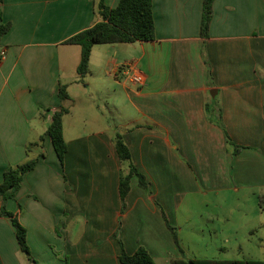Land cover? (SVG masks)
<instances>
[{
    "label": "crops",
    "instance_id": "obj_1",
    "mask_svg": "<svg viewBox=\"0 0 264 264\" xmlns=\"http://www.w3.org/2000/svg\"><path fill=\"white\" fill-rule=\"evenodd\" d=\"M98 2H0L11 25L0 40V185L30 148L39 160L6 206L39 264H121L122 249L140 246L171 262L178 245L164 215L174 229L180 216L191 227L185 211L196 196L264 192V0H215L207 40L203 0H153L155 40L95 45L81 78V47L65 41L101 20ZM125 64L146 76L144 87ZM60 85L71 98L63 165L45 135ZM118 132L150 188L133 176L124 209L129 163L117 154ZM226 135L242 147L235 156ZM0 264H33L9 217H0Z\"/></svg>",
    "mask_w": 264,
    "mask_h": 264
},
{
    "label": "trees",
    "instance_id": "obj_2",
    "mask_svg": "<svg viewBox=\"0 0 264 264\" xmlns=\"http://www.w3.org/2000/svg\"><path fill=\"white\" fill-rule=\"evenodd\" d=\"M2 2V0H0ZM215 0H203L201 37L204 40L209 38L210 25L213 19ZM97 12L101 20L93 27L86 29L65 41L68 45L81 47V60L77 68L78 75L83 78L90 73V59L92 49L95 45L105 44H132L135 42H149L155 40V21L153 14V0H120L115 8L106 5L105 0H99ZM11 25L3 23L0 13V40L9 31ZM62 102L61 108L51 113V123L45 133L49 137L60 163L63 165L67 154V143L64 138L63 118L68 114L67 103L71 100L67 87L60 85L58 91ZM50 110H45L49 113ZM42 114V110H41ZM44 140L41 137L40 142ZM226 143L232 148L233 156L237 155L242 147L236 145L228 135ZM115 147L122 162L129 163V171L120 178V196L122 208H125V199L130 190V180L137 176L139 185L149 192V184L145 177L134 167L131 162V153L124 142L122 135L118 132L115 137ZM28 160L20 165L9 167L4 172L3 183L0 185V217H9L16 231V238L21 252L24 253L33 264H39L31 256V251L27 243V230L20 223L18 215L8 211L7 201L14 199L19 189L24 175L34 170L39 158L31 154L27 149ZM42 156H45L44 154ZM167 228L172 232L175 241L177 234L175 229L169 224L164 215ZM121 264H157L146 248L140 246L137 251L129 255L124 249L119 257ZM172 264H264V261H213V260H181L172 259Z\"/></svg>",
    "mask_w": 264,
    "mask_h": 264
},
{
    "label": "rangeland",
    "instance_id": "obj_3",
    "mask_svg": "<svg viewBox=\"0 0 264 264\" xmlns=\"http://www.w3.org/2000/svg\"><path fill=\"white\" fill-rule=\"evenodd\" d=\"M196 198L198 203L190 198L189 208L193 210L185 211L192 218L191 227H185L179 218L181 225L175 229L178 248L173 259L264 261L263 191L242 189Z\"/></svg>",
    "mask_w": 264,
    "mask_h": 264
},
{
    "label": "built area",
    "instance_id": "obj_4",
    "mask_svg": "<svg viewBox=\"0 0 264 264\" xmlns=\"http://www.w3.org/2000/svg\"><path fill=\"white\" fill-rule=\"evenodd\" d=\"M5 53L1 52V56H4ZM121 69L129 75L132 83L137 87H144L146 84V76L138 70L134 64H125L121 66Z\"/></svg>",
    "mask_w": 264,
    "mask_h": 264
}]
</instances>
